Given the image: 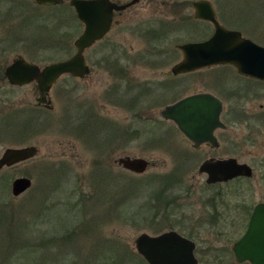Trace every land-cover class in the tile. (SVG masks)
I'll return each instance as SVG.
<instances>
[{"label":"rangeland","instance_id":"rangeland-1","mask_svg":"<svg viewBox=\"0 0 264 264\" xmlns=\"http://www.w3.org/2000/svg\"><path fill=\"white\" fill-rule=\"evenodd\" d=\"M193 1L141 0L86 49L89 74L60 79L56 91L65 94L56 97L49 123L29 139L40 155L0 173V264H148L136 238L171 230L198 240L199 264H250L237 263L231 246L254 204L264 200V161L242 158L255 167L254 178L220 185L222 194L214 196L216 188L199 173L202 157L160 114L182 96L217 92L218 78L235 72L214 67L172 74L182 58L176 45L211 33L181 20L193 15ZM211 1L225 19L238 12L244 35L264 45V0ZM83 29L69 0L56 8L0 0V65L19 55L67 60ZM1 85L8 97L32 98L30 87ZM255 91L263 95L264 87ZM232 92L219 91L226 108L238 106ZM261 102L248 105L259 113L253 123L263 126V136ZM124 155L144 157L150 166L142 174L130 172L114 163ZM19 177L32 179V186L15 197L12 182Z\"/></svg>","mask_w":264,"mask_h":264},{"label":"water","instance_id":"water-1","mask_svg":"<svg viewBox=\"0 0 264 264\" xmlns=\"http://www.w3.org/2000/svg\"><path fill=\"white\" fill-rule=\"evenodd\" d=\"M36 4L50 6L63 0H33ZM140 0L119 2L114 0H69L77 18L83 23L82 33L74 41L76 52L67 60L47 65L43 71L38 66L19 60L8 67L6 74L13 83L24 84L36 78L40 87L47 88L62 74L70 73L84 77L90 73L85 58L87 48L103 39L113 25L115 11H122ZM195 17L214 24L213 34L204 41L186 42L179 45L183 59L172 67L174 74L194 71L216 64H232L243 75L264 80V46L242 32L220 24L216 10L209 0L193 3ZM117 22V21H116ZM220 102L209 93L187 96L176 103L167 105L161 115L173 120L180 130L195 141L196 145L213 140V131L220 122ZM38 145L9 149L0 159V169L38 156ZM118 166L136 173H144L150 166L144 157L124 155L114 160ZM200 172L208 174V182L227 181L238 175L249 174L250 167L240 164L234 158L222 161L207 160L200 165ZM32 186L28 177H19L12 183V193L19 196ZM137 251L149 264H197L195 243L182 237L176 231L164 232L157 236L141 233L135 240ZM237 261L264 264V206L258 205L251 217L247 231L234 243Z\"/></svg>","mask_w":264,"mask_h":264},{"label":"flooded vegetation","instance_id":"flooded-vegetation-1","mask_svg":"<svg viewBox=\"0 0 264 264\" xmlns=\"http://www.w3.org/2000/svg\"><path fill=\"white\" fill-rule=\"evenodd\" d=\"M31 1L34 2L33 0H31ZM114 1L120 2V0H114ZM129 1H131V0H123V1L121 0V2H129ZM140 1H138L137 3H139ZM195 1H197V0H195ZM195 1L190 3L192 8H193V11H194L193 15L191 17L186 16V17L182 18L181 20L184 23H187L188 25L189 24L190 25H200L205 30H208V28H209L211 30V33L208 36H206L204 39L198 40V41H204V40L208 39L213 34L215 27L211 21L206 20V19H199V18L195 17V8L193 5V3ZM209 1H211V0H209ZM65 3H66V0H63V2H61V3L53 4L50 6H42V5H38L36 3L35 4L38 7H55L56 8V7H60V6L64 5ZM137 3H135V4H137ZM135 4L129 6L125 10L115 11L114 12V18H113V25L118 24L120 22L116 18L117 15L123 13L124 11H127L130 8H132ZM212 5L216 10V18L220 22L221 25H223L224 27L229 28V29L239 30L242 32V35L245 36L243 31L240 29L241 28L240 26H242L243 21L240 17H238V12H230L231 15L237 14V15H235L237 17L234 20L225 19L224 12L222 14H220L217 11L213 2H212ZM231 15H229V17H232ZM113 25H112V27H113ZM112 27H111V29H112ZM164 28H165V26L163 25V29ZM203 34L204 33H202V35ZM202 35H201V37H203ZM245 37H248V36H245ZM198 41H188V42H198ZM183 43H186V42H183ZM183 43H179L176 45L177 49L182 53V58L179 61L175 62L171 66V72H172V67L183 59V52L179 49V45L183 44ZM75 50H76V48H75ZM1 52H2V50H1ZM19 60H24L30 64H35L36 66H38L40 71H43V69L47 65H50L52 63H56L59 61H63L66 59L54 60V61L49 60V62H45V61L40 62L39 58L38 59L35 58V60H34L31 58H26L22 55H19L16 58H14L11 61V63H9L6 67H3V66L1 67L2 64L0 63L1 64L0 65V159L3 158L4 154L9 149H18V148H23V147L34 145V143L30 144L31 143L30 140L32 139V137L30 138V136L33 135L34 130H36L37 128L42 127V126L49 123V116H50L49 112L54 111L56 109V97L58 98L59 96L65 94V89H58L57 88V91H56V85L59 83L60 79L63 76L69 75V76H72L75 78H82V77L74 76L70 73L62 74L60 77H58L55 80V82L52 83V85L50 87H47V88L40 87V84L36 80V78L33 79L32 81H29V82L24 83V84L13 83L9 79V77L7 76L6 71H7L8 67L12 66L14 63H16ZM214 67H229L235 72L232 73L230 76H228L227 79H225L223 77L218 78V81L221 82L222 84L218 85L219 90L217 92L215 91V93L211 92V91H199V92H194V93L182 96L181 98L173 101V103H176L177 101H179V100H181L187 96L198 94V93H209V94L213 95L216 99H218V101L221 104V106H220L221 109H220V114H219L220 122L216 124V128L213 131V140L212 141H205V142H202V143L196 145L195 141L191 138H188L180 130L178 125L173 120L166 119L162 115L161 116L166 120L172 121L176 125L178 131H180L188 140L189 145L191 147V150L193 152H198V154L202 157L203 162H205L207 160L222 161L225 159L234 158L238 161V163L246 164L247 166L250 167V173L249 174L238 175V176H235L234 178L229 179L227 181H218V182H214V183L208 182V174L205 172L204 173L200 172V170H199L200 174L206 175L205 184H207L209 186H214L216 188V189L214 188L215 189V191H214L215 195L214 196H216V195L222 194V191H221L222 188L220 187V185H226V184L232 183V182L244 183V182L250 181L251 179L254 178L255 167L253 165H251L250 163H248L247 161H242V158L250 156L251 160L259 159L260 163H262V161H264V129H263V136H261L262 135L261 129L263 128V126L258 125L256 122L253 123V118L257 117L259 113L258 114L254 113L253 112L254 107L252 108V106L248 105L249 103L257 101L259 98L264 99V94L261 95L255 91L256 89L260 88L261 86L264 87V80H261V79L255 78V77H251V76H247V75H243V74L239 73L237 71L236 67L232 64H216V65L200 68V69L190 71V72H185V73H181V74H174L172 72V74L174 76H181V75H186V74H190V73H195V72L201 71L205 68H214ZM2 81H4L7 86L12 88L11 90L18 89L20 87H26V86L30 87L29 96H31L32 98L29 99L28 101H24L23 98L18 99L14 95L8 97V91L2 90V85H1ZM240 81H242V84L240 83ZM173 85L175 88L176 84H172V87H173ZM241 85H242V87L244 86V89H242V90H240ZM228 88L233 89L232 94L235 96L236 101H238V106H235V108H228V107L226 108V101L219 94V91L228 92ZM11 93H13V92H11ZM173 103H170V104H173ZM243 103H244V105H243ZM167 105H169V104H167ZM246 106H248V107H246ZM259 108L261 110H264V102L263 103L261 102L259 104ZM161 111H160V114H161ZM231 118L234 120V122L230 121ZM25 129H28V130L25 131ZM20 130L22 131L21 133H20ZM24 133H26V137H24ZM40 150H41V148H40ZM200 153H202V154H200ZM35 157L23 160V161L18 162V163H14L12 165H4L0 169V173L2 171L11 170L12 168L16 167L20 163H23L25 161H29L31 159H34ZM261 166H262L261 170H263V164ZM199 168H200V166L198 167V169ZM260 178L264 182V171H263V174L262 173L260 174ZM24 193H22V194H24ZM21 195H19V196H21ZM15 197H18V196H15ZM213 198H215V197H213ZM242 205H243V202L241 203V206ZM258 205L264 206V200L254 204L253 208L251 209L246 228L244 229L243 232L240 231V236L237 238V240H235L233 242V244L231 246V254L236 261H237V259H236V256H235V253L233 250L234 243L237 242L238 240H240L243 237V235L245 234V232L247 231L251 217L254 214V211ZM226 225H227V223H226ZM179 234L182 237L187 238L191 242L195 243L194 253H195V256L197 257V253H199L198 240L195 239L193 236H186V235H183L181 233H179ZM197 259H198V257H197ZM237 263H246V262L237 261ZM198 264H199V260H198Z\"/></svg>","mask_w":264,"mask_h":264},{"label":"trees","instance_id":"trees-1","mask_svg":"<svg viewBox=\"0 0 264 264\" xmlns=\"http://www.w3.org/2000/svg\"><path fill=\"white\" fill-rule=\"evenodd\" d=\"M164 31H165V30H164ZM164 31H163V32H164ZM139 192H141V191H140V190H138L136 193H139ZM115 193H116V192H115ZM128 196H129V195H128ZM128 196H127V197H128ZM159 198H160V197H159ZM159 198H158V199H159ZM117 251H118V250H117Z\"/></svg>","mask_w":264,"mask_h":264}]
</instances>
